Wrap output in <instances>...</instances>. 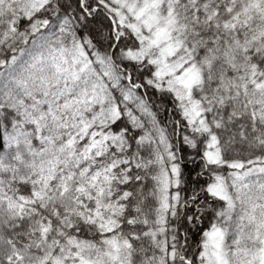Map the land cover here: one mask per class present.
Here are the masks:
<instances>
[{"label": "snow or ice", "instance_id": "obj_1", "mask_svg": "<svg viewBox=\"0 0 264 264\" xmlns=\"http://www.w3.org/2000/svg\"><path fill=\"white\" fill-rule=\"evenodd\" d=\"M0 264H264V0H0Z\"/></svg>", "mask_w": 264, "mask_h": 264}]
</instances>
